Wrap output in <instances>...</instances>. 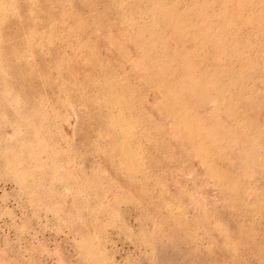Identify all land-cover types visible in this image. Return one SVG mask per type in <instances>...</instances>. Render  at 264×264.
Masks as SVG:
<instances>
[{"label":"rangeland","instance_id":"374dc122","mask_svg":"<svg viewBox=\"0 0 264 264\" xmlns=\"http://www.w3.org/2000/svg\"><path fill=\"white\" fill-rule=\"evenodd\" d=\"M0 264H264V0H0Z\"/></svg>","mask_w":264,"mask_h":264}]
</instances>
